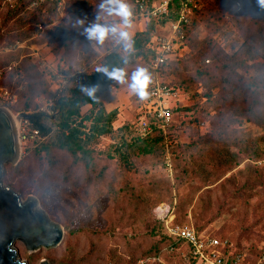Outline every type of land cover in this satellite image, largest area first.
Segmentation results:
<instances>
[{"label": "rangeland", "instance_id": "obj_1", "mask_svg": "<svg viewBox=\"0 0 264 264\" xmlns=\"http://www.w3.org/2000/svg\"><path fill=\"white\" fill-rule=\"evenodd\" d=\"M194 1L198 9L186 12L185 25L189 27L185 42L173 45L172 61L156 81L173 91L174 96H170L167 104L173 108L174 116L168 127L151 123L153 128L161 130L162 137L154 153L143 154L136 148L129 156L133 169L127 170L114 150L122 140L134 138L135 134H123V125L131 126L142 136L137 124L143 117L142 111L128 83L138 69H147L148 62L143 57L135 65L123 68L128 83L113 80L111 91L99 96L105 114H115L109 125H105L107 133L95 136L85 146L84 161L72 164L67 153L54 148L56 163L50 166L43 159L44 154L39 150L52 146L59 131L57 120L52 118L55 114L46 121L51 128L49 135L38 136L22 146L19 156L22 163L18 167L19 161L4 166L3 184L24 200L34 198L37 209L63 230L57 246L37 252L29 253L22 242L16 241L14 247L20 260L27 264H206L199 260L193 263L186 246L172 243L167 228L170 225L187 226L198 229L206 237L226 240L230 245L227 254L237 249L246 254L243 264H252L258 252L264 253V155L254 158L242 150L240 142L234 141L246 142L264 133L245 113L254 97L250 94L256 93L252 90L264 87V62L252 52L250 59L243 57V69L235 77L243 84L239 89L198 73L205 68L217 73V63L225 59L211 62L207 53L219 57L222 53L229 54L242 44L244 33H259L264 43V0ZM24 2L14 0L9 5L0 2V34L5 36L0 41V52H6L5 47L15 41L25 40L21 41L22 48L26 46L29 26L23 24L17 29L29 15V8L19 9V4ZM235 2L240 3L241 11L233 9ZM62 3L65 5L55 12L44 14L48 31L43 39L29 45L17 60L11 61L17 64L12 70L16 76L2 80L0 76V108L7 104L4 91L16 96L11 108L22 110L24 104L33 103L37 107L35 100H44L46 91L54 89L48 75L39 74L36 69L23 70L28 66L24 58H34L33 53H37L46 61L62 58L71 66H78L80 53H96L119 38L110 35L100 44L89 40L86 33L75 34L74 49L66 50L68 35L63 36V31L69 26L70 4L69 0ZM100 3L101 0L86 1L89 23L119 24V17L101 12ZM146 27V19L131 18V27L125 31L130 38ZM166 35V26L158 27L150 40ZM201 55L210 61L208 64L203 61L206 67L198 59ZM93 56L90 53L83 62L92 66ZM232 84L237 86L236 81ZM31 88L34 95L29 92ZM87 109L88 106L82 107L80 113ZM72 121L73 126L81 123V139L91 132L90 120L72 118ZM221 132L224 137L220 136ZM88 163L93 167H88ZM68 164V181H65L63 175ZM113 194H117V203Z\"/></svg>", "mask_w": 264, "mask_h": 264}, {"label": "trees", "instance_id": "obj_2", "mask_svg": "<svg viewBox=\"0 0 264 264\" xmlns=\"http://www.w3.org/2000/svg\"><path fill=\"white\" fill-rule=\"evenodd\" d=\"M61 1L62 0H25L24 3L19 4V9L22 6L23 7L25 6L27 9L29 8V15L23 20L22 23L18 25L17 29H21L23 24H27L29 26L28 28L29 36H27L26 46L24 48L18 49L17 51L14 52H0V59H1L0 68L3 67L5 68L8 64L11 63L12 60H17L16 59L17 56H19V54L22 53L25 49H29L31 44L40 42L43 39V37L48 31L46 28L44 14L45 16H48V14L55 12L57 8L64 6L65 2L61 4ZM86 1L87 0H69V4H70L69 6L70 20H68L69 26L63 31V36H65V33H67L66 35H68L65 36V39L68 41V44H66L67 42L65 43L66 50L74 49V44L72 39L73 36H75V34L78 35H81L82 33L85 34L86 33L85 30L92 25L87 20V14L84 6ZM135 1L136 0H134L130 4L132 10L131 18L135 20L146 19L147 27L145 30L136 31L133 34V36H130V38L127 41L120 40V38H116L112 41L111 44H108L107 47L102 48V50L99 51L97 49L96 53H94L93 51L90 52L87 51L86 55L83 54V52L80 53L79 54L80 63L78 66H71L62 58H59L57 60V61L59 60L64 61L67 71H72L71 68L76 67L77 70L81 71V73H80V81L78 84L71 85L69 87L68 93L63 97H56L55 100L56 115L54 117L47 116L46 114L39 112L33 113L32 115L29 116L32 126L38 129L39 136H43V137L49 135V133L51 132V128L46 124V121L51 119L50 117H52L53 119H56L58 122L59 131L58 134L56 135V142L53 143L52 146L44 147L42 150H39L43 152L44 154L43 159L50 166H53L56 163V159L54 157V154L52 153L53 151L52 148H54L56 151L59 152L64 151L65 153H67L71 158L70 163L75 164L79 161H84L86 159L85 146L88 145L90 142L94 141L96 139L95 136L107 133V129L105 125H109L115 113L109 112L105 114L99 96L101 95L102 92L104 93L110 92L108 91V88L112 85V81L115 79L97 72V69L104 67L107 68L109 72H112L114 69H123L125 66H133L135 65L136 60H141L143 57L146 58V61L149 63L158 55V49L155 40H153V38L150 40L152 32L158 27H164L170 23L176 22L182 13H186L189 10H191L192 12H196L198 9L194 4L195 3L194 0L192 2H190L191 0H170L167 4L166 13L159 14L156 17H152L149 14H146L145 16L141 17L138 14V12H136L137 4H135ZM142 1L143 3L146 4L147 9L149 10L152 6L159 4L161 0H142ZM0 2L4 3V5H9L11 3H14V0H10V2H7V0H0ZM262 15H263L262 17V23H263L264 10ZM186 17L188 21L187 13H186ZM38 24H42L44 26V29L41 32L37 31ZM187 26L188 24L187 25L184 24L182 26V34H183V39H182L183 41L181 42L182 44L185 42V38H186L185 32L187 33L189 27ZM247 35L248 37L246 38ZM4 38H5L4 34H0V41L3 40ZM21 41H25V40H21ZM257 44L260 45L256 46ZM4 45H7L6 42ZM175 52L177 51H173L174 54ZM251 52L253 53V55L261 57L262 62H264V43L259 33H244L242 44H240L235 50H232L229 54L222 53L223 56L219 57V55L216 53H209V54L207 53L211 62L216 61L217 60L216 58H223L225 60L223 61V63H217V67H216L217 73H212V71L206 68L204 70L198 71V73L206 78L212 77L209 78L211 81L224 82L229 88L233 87L234 89H239L243 84L239 82L240 80L238 78L237 79L235 78L236 73L239 70L243 69L242 66L243 64L241 62L243 57L246 55V58L250 59ZM90 53H93V55L95 54V56L98 55V57L93 56L95 59L93 60L92 66L86 64V62H83V60H86V57H89ZM28 57L29 59L24 58V63L26 64V60H27L28 66L26 64L23 67V70L25 69L35 70L33 65V58H31V56ZM205 57L206 56L204 55L198 57V59L201 60L202 62L201 64L203 65V67H206L203 63L204 60L208 61L207 64L210 62L209 59ZM171 61L172 60L169 57L167 63L160 65L156 70H151L147 63L146 70L148 71V75H150L151 78L147 87V91H149L150 88L156 83L157 78H159L160 75L162 74V70L165 69L167 66H169ZM19 63H22V60ZM37 72L39 74L48 75L50 81L53 82L54 76L52 74V71L49 70L48 68ZM15 74H17L16 71H10V72L4 71L1 75V80L7 78L8 76H16ZM235 81L237 83V86L232 84V82ZM93 84H99L100 88L98 91L94 93L93 96L90 97L85 91H82V87ZM33 91L34 90L32 88L29 90V92L32 93ZM252 91L256 93L250 94V96L252 95L254 97L250 100L248 109H246L245 113L248 119H250L256 125H259L261 128L264 129V87L255 88ZM10 92L12 93V91ZM49 92L50 91H46L44 95H46L47 97ZM32 95H34V93ZM31 106H33L34 108L36 107L35 104L31 103V104H24L23 106L24 109L22 110H15V107L11 109L14 112H23L24 110H27ZM85 106H88L89 110L87 109L83 113H80L81 108ZM72 118H80L81 120L86 119L91 121V123L89 124L91 132L87 134V136H85L84 139H81V135L83 133L81 130L82 128L81 123H78L75 126L71 125ZM72 123L75 122L72 121ZM122 129H124L123 134H127V135L135 134L134 138L133 139L130 138L129 140L126 139L122 140L121 142H119V144H116L114 150L116 151L117 158L119 159L121 165L127 170H131L133 169V162H131V160L129 159L130 154L136 148H139L138 149L139 152L143 154L154 153L156 147L159 145L162 138L160 134L161 130L159 128H153L152 126V129L149 132L141 136L136 132L134 128H132L129 125H123ZM223 133L224 132H221L220 134L221 137H224ZM234 141L240 142L242 144L241 145L242 150L245 153L250 154L254 158H259L260 156L262 157L264 155V133L260 137L256 139L246 140V142L239 139H235ZM38 156L39 155H37L36 157L38 158ZM22 161L23 158L19 160L16 166L18 167L20 163H22ZM87 166L88 167L90 166L92 168L93 164L88 163ZM65 171L63 178L65 179V181H68L67 175L69 173V164L67 165V169ZM183 171H186V169H183ZM116 196L117 194H113L112 196L115 203H117L118 200V197ZM134 199L137 201L138 196H135ZM132 207L138 208L137 205ZM194 231L198 236L201 235L198 229L196 230L194 229ZM168 236L171 240H173L172 243H181L184 246H186L188 256L193 263L197 260L196 257L193 256L192 254L191 246L186 241L171 236L170 234H168ZM235 252L236 253L240 252V249H237ZM257 254L258 255H256V258L254 259L252 264L255 263V261L259 258L262 252H258Z\"/></svg>", "mask_w": 264, "mask_h": 264}, {"label": "built area", "instance_id": "obj_3", "mask_svg": "<svg viewBox=\"0 0 264 264\" xmlns=\"http://www.w3.org/2000/svg\"><path fill=\"white\" fill-rule=\"evenodd\" d=\"M170 0H161L159 4L152 6L149 10L142 0H136V12L143 17L149 14L152 17H156L159 14H164L167 11V4ZM10 2V0H7ZM33 5V4H32ZM241 6L239 2H235L233 9L238 11ZM186 13H182L176 22L170 23L166 26L167 35L157 36L155 43L158 49V55L148 63L151 70H156L160 65L166 64L170 54L172 53V47L176 43H180L183 39L182 26L186 23ZM44 29L42 24L37 25V31L41 32ZM37 36V35H36ZM34 36V37H36ZM24 46V42L15 41L8 44L5 47L6 52H14ZM87 52H85V55ZM33 65L37 71L48 68L52 71L54 76L52 84L54 85L53 91L49 92L48 96L43 99H36L37 107L29 108L23 112H13L11 106L16 103V96L9 94L8 91H4L3 98L6 99V106L2 107L11 115L13 120H16L19 114H25L27 117L18 120L17 126H15V132L19 149L30 140L39 136V130L32 126L29 116L33 113H43L47 116H53L55 111L56 97H63L69 91V87L73 84H78L80 81L79 70L67 71L63 61L48 62L44 58L40 57L37 53H33ZM16 63H10L4 69H0V76L2 71H12L16 68ZM113 87H109L108 91H111ZM149 95L146 100L141 101L137 96L136 101L142 111V118L138 119V130L145 135L152 129L151 123L158 121L162 127H168L173 121V108L169 106L168 99L173 95V91L165 84L156 82L148 91ZM153 121H151V120ZM171 236L180 238L186 241L192 249L193 256L200 262L206 264H243L247 256L244 252L228 253L230 245L228 242L209 238L203 234L197 235L193 228L187 226L170 225L167 227ZM254 264H264V253H262Z\"/></svg>", "mask_w": 264, "mask_h": 264}, {"label": "water", "instance_id": "obj_4", "mask_svg": "<svg viewBox=\"0 0 264 264\" xmlns=\"http://www.w3.org/2000/svg\"><path fill=\"white\" fill-rule=\"evenodd\" d=\"M26 117L19 114L17 121ZM19 156L14 120L7 110L0 108V264H27L18 258L16 241L22 242L32 253L57 246L63 237L62 228L37 209L34 198L24 200L3 184L4 166L16 164Z\"/></svg>", "mask_w": 264, "mask_h": 264}, {"label": "clouds", "instance_id": "obj_5", "mask_svg": "<svg viewBox=\"0 0 264 264\" xmlns=\"http://www.w3.org/2000/svg\"><path fill=\"white\" fill-rule=\"evenodd\" d=\"M101 12L110 17H119L120 23H93L87 28L86 34L89 40H95L97 43L103 44L104 41L112 35L119 37L121 40H128L129 33L125 29L131 27L132 10L127 0H101L99 5ZM99 19V17H97ZM82 23V21H81ZM97 72L114 78L119 83H128L125 79L126 73L124 69H114L109 72L107 68H98ZM150 82V77L147 75L146 70L138 69L131 77V83H128V88L131 94L137 95L141 101L148 98L147 87ZM100 88L99 84L83 86L82 91H85L90 97L94 95Z\"/></svg>", "mask_w": 264, "mask_h": 264}, {"label": "bare ground", "instance_id": "obj_6", "mask_svg": "<svg viewBox=\"0 0 264 264\" xmlns=\"http://www.w3.org/2000/svg\"><path fill=\"white\" fill-rule=\"evenodd\" d=\"M17 123H18L17 119L14 120V125H15V126H17Z\"/></svg>", "mask_w": 264, "mask_h": 264}]
</instances>
